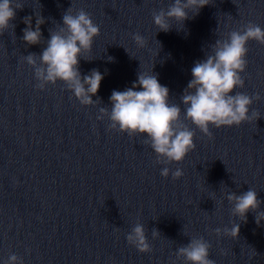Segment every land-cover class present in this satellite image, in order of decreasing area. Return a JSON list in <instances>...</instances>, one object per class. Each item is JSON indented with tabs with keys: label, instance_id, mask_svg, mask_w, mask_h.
I'll list each match as a JSON object with an SVG mask.
<instances>
[{
	"label": "water",
	"instance_id": "obj_1",
	"mask_svg": "<svg viewBox=\"0 0 264 264\" xmlns=\"http://www.w3.org/2000/svg\"><path fill=\"white\" fill-rule=\"evenodd\" d=\"M17 2L23 8L0 34V264L13 253L23 264H188L176 250L200 237L215 264H264V221L258 226L252 211L242 220L226 199L250 188L261 200L257 211H264V44L247 42L244 86L233 92L259 94L248 120L210 124L209 137L184 120L180 100L194 62L212 54L216 39L249 21L264 29V0H209L183 23L170 20L167 32L154 25L153 13L173 0ZM70 6L73 15L89 13L100 29L79 60L82 76L93 68L104 74L92 96L100 101L92 105L80 104L62 81L37 88L24 59L41 53L48 30L61 27ZM34 13L45 18L43 39L26 45L22 18L32 16L34 26ZM134 33L144 37V47ZM151 69L194 131L195 148L179 162L157 163L144 134L110 128L106 115L97 119L100 107L110 111L113 90L131 87L140 71ZM164 167L167 177L160 174ZM177 168L183 175L173 179ZM136 223L144 226L150 252L126 240ZM233 224L240 225L236 238L223 231Z\"/></svg>",
	"mask_w": 264,
	"mask_h": 264
},
{
	"label": "clouds",
	"instance_id": "obj_2",
	"mask_svg": "<svg viewBox=\"0 0 264 264\" xmlns=\"http://www.w3.org/2000/svg\"><path fill=\"white\" fill-rule=\"evenodd\" d=\"M209 3V0H173L167 9H160L153 13L154 25L160 31L167 32L171 28L170 20L183 23L189 19V10L195 15L200 8ZM23 5L17 0H0V34L10 26V21L15 19L16 10ZM35 25L32 16L22 18L26 25L21 31V39L26 45L41 44L43 39L41 25L45 18L35 14ZM61 27L56 31H49L46 46L40 54L28 53L24 56L27 64L33 67L34 77L38 81L35 85L43 89L46 84H55L62 81L82 105H92L96 100L92 96L98 92L103 75L93 68L82 76L79 70V60L82 53L91 49L93 38L99 35V26L83 9L75 11L72 6L62 14ZM14 29L15 25L11 24ZM226 38L216 39L211 44L212 54L204 59L194 62L191 68L192 79L183 90L180 100L185 105L184 120H190L202 133L211 137L209 125L216 128L221 126L240 125L249 119V106L253 100H259L258 93L251 97L236 88L244 86L242 73L247 65L245 59L248 52L247 42L255 40L264 44V29L249 21L241 29L227 32ZM133 40L139 47H144L145 39L139 33H134ZM126 52L127 49H125ZM39 59V64L37 63ZM84 59V58H83ZM112 60V57H108ZM139 86L140 90H135ZM111 103L108 108L100 107L97 119L105 115L110 120L109 127L129 136L144 134L145 143L149 144L156 154L157 163L182 161L185 155L195 148L193 142L194 131L191 130L180 118L181 108L177 104L169 103V89L161 85L157 75L152 72L137 74V79L131 87L123 91L113 90L109 97ZM163 158V159H162ZM161 176L169 175V168L161 169ZM173 179L183 175L180 168L171 173ZM226 199L233 207L232 213L246 221V213H255V223L259 226L264 221V211H257L261 200L257 192L248 189L240 194L229 192ZM239 224L224 228V234L236 238L239 233ZM217 235L221 229L214 230ZM159 234L153 229L152 236ZM130 245H134L140 252H150L144 226L136 223L126 235ZM211 245L203 237L191 238L186 245L176 250V257H183L188 264H215L209 258ZM4 264H23L22 258L15 253L9 255Z\"/></svg>",
	"mask_w": 264,
	"mask_h": 264
}]
</instances>
